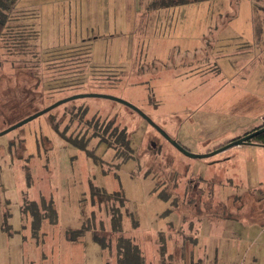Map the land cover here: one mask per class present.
<instances>
[{"label":"rangeland","instance_id":"obj_1","mask_svg":"<svg viewBox=\"0 0 264 264\" xmlns=\"http://www.w3.org/2000/svg\"><path fill=\"white\" fill-rule=\"evenodd\" d=\"M154 1L155 10H151ZM163 1L18 0L11 16L16 19L26 15L29 19L9 22L13 34L0 41V133L52 103L90 93L131 103L195 154L212 152L258 130L264 124L259 122L260 115H264V0ZM159 24L163 35L155 30ZM133 42L139 44L137 50L131 46ZM83 46H91L87 68L80 67L83 62L69 61L74 57L61 65L59 61L54 67L52 64L51 69L36 62L44 49L71 51L69 48ZM133 49L137 52L134 56ZM91 64L115 72L92 74ZM71 68L85 84L76 82L52 95L45 91L44 82ZM184 74L190 77L189 82L181 80ZM31 91L37 94L31 95ZM74 108H88V120L105 121L107 115L118 114V122L132 130L133 148L137 151L140 143L147 156L121 166L115 178L111 172L104 175L85 153L58 138L49 155L43 158L41 147L39 156L36 138L50 135L46 117L0 136V232H6L4 223L8 222V229L31 228L30 236L41 239L33 233L38 232L40 221L26 219L23 215L29 213H22L21 207L31 201L41 208L44 195L47 199L51 195L57 204V226L64 231L80 228L83 212L90 213L86 198H90L89 186L93 183L109 193L124 192L128 199L124 230L145 244L149 263L158 262L154 258V237L166 232L169 222L177 223L169 236L178 247L182 244L177 232L182 217L206 216L199 228V245H187L188 251L198 254V248H202L205 264H264L263 146H236L209 159H192L177 151L137 113L109 99L73 100L50 116L66 127L71 115L66 112ZM253 120L255 126L250 125ZM76 130L74 124L67 137H73ZM20 135L26 140L25 157L35 156L28 164L18 159L11 162L9 141ZM153 141L157 146L151 145ZM114 154L113 150L106 153L104 163L114 164ZM141 160L142 166L138 167ZM25 165L30 168V181ZM174 173L178 186L169 185ZM188 181L193 186L199 183L201 189L191 185L185 191ZM160 191L165 192L163 197L178 196L172 206L179 215L173 212L168 218L161 216L169 202L161 200ZM185 193L191 195L190 203L184 199ZM201 197L202 209L198 205ZM235 197L240 201L233 202ZM201 210L209 215L198 214ZM127 212L136 214V230ZM42 223L41 230L53 226ZM13 236L17 237L15 233ZM78 240L91 246V255L104 259L105 264H115V256L101 249L91 235ZM0 260L1 264H22L18 251L15 259L8 251L0 250Z\"/></svg>","mask_w":264,"mask_h":264},{"label":"trees","instance_id":"obj_2","mask_svg":"<svg viewBox=\"0 0 264 264\" xmlns=\"http://www.w3.org/2000/svg\"><path fill=\"white\" fill-rule=\"evenodd\" d=\"M17 1L18 0H0V41H2L7 36H11L13 34L12 33L13 26H9V22L11 23L20 22L22 20L27 22V19H29L26 15H21L19 16L21 18H16V19H14V16H11V13L12 11H14ZM168 1L169 0H164L163 3ZM172 2L176 3L175 0ZM154 5H156L155 1L150 5L151 10H155L153 9ZM34 19H36L35 16ZM20 33L22 32H19V34ZM32 36H36V34H33ZM69 49L72 50L71 51L64 50L65 51L64 52V51H47L46 49H44L40 61L38 59L36 62L38 64L42 62L47 66H51L53 64L54 67L55 64H58L56 62L59 61L61 65L63 60H67V58L74 57L69 61L77 60L79 61V63L83 62V64H80V67L83 66L84 68H87L90 56H92L91 46H87V47L83 46L79 48L74 47ZM89 66L91 68L92 74L97 73L98 75L103 76V75H108L107 73L115 72L112 70H108V68L93 66L92 64ZM51 68L52 66L48 67L47 69H51ZM57 68L58 67H56L55 69L57 70ZM72 69L73 68H71L70 70L68 69V71L66 72H61L59 75L53 76V78H51L48 82H44L47 83L45 84L46 86L45 91H47L49 94L52 95L55 93L63 92L73 87V85L76 84V82H78L77 85L85 84L84 78H81V76H76L75 73L77 72ZM62 70L65 71L64 69L61 68V71ZM33 94H37V92L31 91V95ZM40 98L42 100L41 96ZM42 101L43 103H45L44 99ZM31 102L33 103L32 98H31ZM32 103H31V107H32ZM123 106L133 111L134 113H137L130 107L126 105ZM57 108L43 115L44 118L46 117L45 120L49 125L50 135L47 136L45 134L43 135L41 134L42 135L41 138L39 139L36 138L37 146L39 147V152H38L39 156L41 155V150H40L41 147L43 148V158H45L44 157L45 155L46 156L49 155V152H52L54 150V141H56L57 144L56 138H58V140H60L59 142H64V144L66 143V145H69L70 147H73L85 153L86 157H89L91 161H93L95 166H97L99 169L101 168L104 175H109V172H111V174L115 176V178L118 177V171L121 168V166L126 165L132 159L135 161H139L144 156H147L146 153L145 155L143 154L142 145L140 143H139V149L137 151L133 148L134 145H133L132 130H130L129 125L125 123L120 124L118 122L117 119L118 114L115 113V114L107 115L105 121H100L98 119L96 120L95 118L88 120L85 118L88 112V108H84V109L74 108L71 112L69 111L66 112V113H71V115L68 118L65 127L63 122H61V120H58L54 115L50 116L51 115L50 113H52ZM31 115H33V113L26 116L24 119H26ZM137 115L140 116L139 113H137ZM30 123L32 122H29L28 124ZM74 124H77V130L72 133L73 137H67L70 136L68 132L69 130L71 131V128L73 127ZM262 127H264V124L259 128ZM18 129H16V131ZM156 132L159 133L157 130ZM159 135L162 136L160 133ZM240 138L241 137H238L235 140ZM252 141L253 144L256 143L258 145H264V133L255 137ZM50 143L51 146H49ZM229 143L230 142L225 143V145H220L215 149L222 148ZM93 144L94 147H90ZM151 145L157 146V143L153 141ZM25 148H26V140L24 139L23 135H20L14 138L13 140L9 141V151L12 157L11 158L12 163H14L18 159L25 161L28 164L30 159H33L35 157L34 155L30 154L28 155V158H26L25 151L27 149L25 150ZM110 150H113L115 153L113 155L114 164L113 163L105 164L104 156ZM137 165L138 167H141L142 160ZM104 166H108V167L104 168ZM24 169L26 172V177H29V181H30L31 175H30L29 166L25 165ZM149 172H151L150 169ZM172 183H174L175 186L179 185V180H176L175 173L169 180V185H172ZM194 184H196V186H193L191 182L188 181L185 186V191L189 189L191 185L194 188L197 187V189L198 188L201 189L199 183L196 182ZM89 189H90V198H86V199L89 201V204L91 205L90 213L86 214L83 212L80 228L75 230L67 229L65 231V235L68 241L71 242L77 241L79 238H83L87 235L88 236L91 235L93 241L99 243L101 249H104L110 255L113 254L115 256L116 259L115 264H154L153 260H151L150 263L147 260L148 256L144 248L145 244L139 238L135 237L133 234H129V233L127 234L124 230V226H123L124 213H125L124 210L128 205V199L126 198L124 192L122 190L121 191L119 190L116 192L109 193L104 188L97 187L93 183H90ZM164 193H165L164 191L163 192L160 191L158 195L161 198V200L165 202H169V208L161 216L168 218V216L172 215L173 212L178 214L177 210H175L174 207L172 206L175 203L178 196H173L170 194L168 197H163ZM183 197L188 203H190L191 201V200L189 201V199H191L190 194L185 193ZM207 198L210 199L211 197H207ZM232 200L233 202L240 201V199L236 197L235 199ZM199 201L200 202L198 203V205L200 209H202V204H203L202 197L199 199ZM240 206L238 208H240ZM21 210L22 213H26V214L29 213L28 215H23L24 217H27L26 219L30 217L33 220L40 221L39 228L37 229L38 232H33L36 233V235L40 234L39 232L43 224L42 222L49 221V223L53 226H57L59 223L57 204L51 195L49 199H47L45 195L43 196L41 208L38 206L36 202L26 201L24 206L21 207ZM203 213L207 214L208 212L203 211L198 214H203ZM127 215L131 219L132 228L136 230V228L139 227L136 214L134 212L132 213L127 212ZM207 215H209V213ZM161 216L160 218L162 219ZM4 217L7 220L9 218V214H7ZM234 217L235 216H232V218ZM204 218H206V216L203 217V219H200L199 217L196 218L189 216L182 217V225H179L178 228L180 230L177 231L179 233L178 236L182 239V244H180L178 247L175 246V243L171 241V238L169 236L170 233L173 232V229L177 227V223L169 222L166 227V232L157 233V235L154 237V245H155L154 247H156L155 250L157 252V255H155L154 258L158 261L156 264H190V263L205 264V260L202 257L195 258V253L193 252V250L188 251L187 249V245L190 246L192 245L194 248H197V246L199 245V238L202 235L201 230H199V228L202 226V222ZM227 219H231V216L230 217L228 216ZM4 226L6 227L5 231L8 232L10 230L8 229L9 228L8 222L4 223ZM185 226L187 227V229L185 228ZM168 242L172 243L171 248H169ZM109 260H110L109 258L106 259V261L110 262ZM217 261L218 259L215 260V262Z\"/></svg>","mask_w":264,"mask_h":264},{"label":"crops","instance_id":"obj_3","mask_svg":"<svg viewBox=\"0 0 264 264\" xmlns=\"http://www.w3.org/2000/svg\"><path fill=\"white\" fill-rule=\"evenodd\" d=\"M138 16L139 15H137L136 11L135 22L138 21ZM161 26L162 25L159 24L155 28L157 33H159V29ZM132 33L133 32H131V34ZM159 34L163 35L164 33L160 32ZM132 45L133 47L136 46V50L137 48H139V44L137 46L136 43L133 42L131 46ZM131 52L132 56H134V53L135 55L137 54L135 49H133V51ZM182 76L184 77H181V80L184 83L190 81V77H188L187 75L184 74ZM263 120L264 115H260L259 122L261 121L262 123L264 122ZM255 124L257 123L254 120L250 123L251 126H255ZM261 146L264 147V145ZM44 222H46L47 225H51L48 221ZM211 225H214V223L211 222ZM24 228H26V226H24ZM29 229L31 231V228ZM30 231H12L11 229L8 232L4 231L5 233H3V231L1 230L2 233L0 232V250L8 251L9 255H11V257L15 259L18 251L22 264H105L104 259H101L97 256H93L88 252L91 248L90 245H84L83 242H80L81 240L72 242L68 241L64 229L59 226L43 227L41 232H39V235L42 236L39 240L33 239V237L30 236ZM14 233L17 235L18 238L13 236ZM28 235L30 236V239H28ZM198 251L199 253L198 255L195 254V258L202 257L204 260L207 261V259H205V255L202 252V248H198ZM216 255L217 254H215V256ZM1 262L2 260H0V264Z\"/></svg>","mask_w":264,"mask_h":264},{"label":"water","instance_id":"obj_4","mask_svg":"<svg viewBox=\"0 0 264 264\" xmlns=\"http://www.w3.org/2000/svg\"><path fill=\"white\" fill-rule=\"evenodd\" d=\"M85 98H103V99H109L112 101H115L117 103L126 105L128 107H130L131 109H133L134 111H136L137 113L140 114L141 117H143L151 126H153L170 144H172L180 153H182L183 155L192 158V159H209L210 157H214L216 155H218L219 153H222L230 148L236 147V146H242V145H251L252 140L257 137L258 135H261L264 133V127L259 128L256 131H253L251 133H248L247 135L241 137L240 139H237L233 142H230L229 144H227L226 146L219 148L218 150H214L212 152L209 153H205V154H195L192 153L191 151L187 150L184 146H182L179 142H177L175 139H173L172 137L169 136V134L163 130L160 126H158L156 123H154L147 115H145L141 110H139L136 106L132 105L131 103L124 101L122 99L113 97V96H109V95H101V94H96V93H90V94H76L73 95L71 97L59 100L57 102H55L54 104L48 106L47 108L27 117L26 119L22 120L21 122L9 127L8 129L2 131L0 133V136H3L7 133H10L26 124H28L29 122L34 121L35 119L43 116L44 114L52 111L53 109L68 103L70 101L73 100H77V99H85Z\"/></svg>","mask_w":264,"mask_h":264},{"label":"flooded vegetation","instance_id":"obj_5","mask_svg":"<svg viewBox=\"0 0 264 264\" xmlns=\"http://www.w3.org/2000/svg\"><path fill=\"white\" fill-rule=\"evenodd\" d=\"M214 150H216V149H214Z\"/></svg>","mask_w":264,"mask_h":264}]
</instances>
